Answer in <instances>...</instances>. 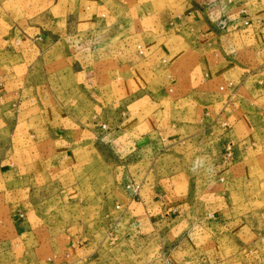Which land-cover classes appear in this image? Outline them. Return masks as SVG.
Here are the masks:
<instances>
[{"label": "crops", "instance_id": "1", "mask_svg": "<svg viewBox=\"0 0 264 264\" xmlns=\"http://www.w3.org/2000/svg\"><path fill=\"white\" fill-rule=\"evenodd\" d=\"M65 1L57 0L49 14L27 23L16 12L8 15L23 26L8 35L10 43L22 41L23 61L31 66L49 54L75 74L118 70L135 89L113 125L90 127L74 122L60 105L21 108L23 79L1 81L0 116L11 139L8 149L0 146V196L7 207L18 208L19 217L51 200L61 207L94 208L100 210L96 224L114 231L121 226L131 239L148 232V225L186 213L182 174L163 169V162L183 158L176 154L181 148L195 150L198 163L212 170L247 160L253 129L227 107L204 126L182 124L174 113L181 101L200 102L196 89L227 58L260 44L264 0ZM208 101L205 108L214 105ZM182 127L190 131L183 140ZM147 163L151 167H144ZM149 177L155 178L153 184ZM109 208L117 215L109 214ZM230 224L221 231L233 235L238 222ZM94 231L78 221L66 226L73 259H90ZM217 232L203 230L194 237L186 231L182 247L213 240L212 253L205 250L202 262H215L214 243L229 236Z\"/></svg>", "mask_w": 264, "mask_h": 264}, {"label": "rangeland", "instance_id": "2", "mask_svg": "<svg viewBox=\"0 0 264 264\" xmlns=\"http://www.w3.org/2000/svg\"><path fill=\"white\" fill-rule=\"evenodd\" d=\"M56 1L0 0V83L12 76L23 79L21 108L34 103L60 105L76 123L111 126L117 121L131 88L135 89L118 70L97 76L75 74L61 67L59 60L49 54L28 66L21 54L22 41L17 38L11 43L8 41L11 28L23 27L10 22L9 14L16 12L24 23L31 22L34 17L49 14ZM234 1L238 0L230 3ZM226 61L196 89L201 94L200 102L181 101V107L174 114L182 124L204 126L227 107L229 114L234 113L253 129L244 163L212 170L198 163L195 150L181 148L176 154L183 158L163 162V169L165 173L182 174V192L188 203L186 213L171 222L148 225V232L131 239L121 226L114 231L113 226L105 224L104 228L96 224L100 210L94 208L61 207L51 200L49 204L43 202V208L19 217L18 208L7 207L0 196V264H264V35L253 50L238 53ZM209 98L214 105L205 108ZM179 132L182 140L190 133L183 127ZM10 137L0 116L3 149L9 148ZM138 170L142 171L140 166ZM130 171L136 180L140 179L136 177V167ZM148 179L150 184L154 183L155 178ZM110 208L109 214L117 215ZM74 221L87 224L91 231L96 229L90 259H73L67 251L64 232ZM182 222L183 227L179 225ZM234 222L238 224L233 225V235L221 231ZM208 229L229 235L214 243L218 257L210 263L202 261L204 253H212L213 240L196 241L191 246L185 242L186 249L182 247L186 231L195 237Z\"/></svg>", "mask_w": 264, "mask_h": 264}, {"label": "built area", "instance_id": "3", "mask_svg": "<svg viewBox=\"0 0 264 264\" xmlns=\"http://www.w3.org/2000/svg\"><path fill=\"white\" fill-rule=\"evenodd\" d=\"M103 129H104V127H103ZM162 264H169L168 262H164V263H162Z\"/></svg>", "mask_w": 264, "mask_h": 264}]
</instances>
